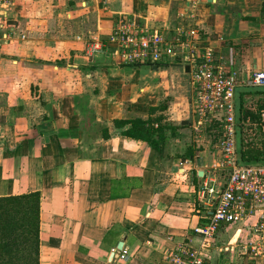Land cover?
Instances as JSON below:
<instances>
[{
	"label": "crops",
	"instance_id": "crops-1",
	"mask_svg": "<svg viewBox=\"0 0 264 264\" xmlns=\"http://www.w3.org/2000/svg\"><path fill=\"white\" fill-rule=\"evenodd\" d=\"M263 3L13 0L20 34L0 53V196L40 193L38 264H170L169 252L204 220L199 190L218 152L180 124L191 120V83L174 59L124 64L107 43L114 22L133 15L197 27L199 45L247 79L264 72ZM256 88L239 86L236 97ZM162 114L177 128L158 148L113 122ZM189 144L192 160L182 156Z\"/></svg>",
	"mask_w": 264,
	"mask_h": 264
},
{
	"label": "built area",
	"instance_id": "built-area-1",
	"mask_svg": "<svg viewBox=\"0 0 264 264\" xmlns=\"http://www.w3.org/2000/svg\"><path fill=\"white\" fill-rule=\"evenodd\" d=\"M12 4L13 0H0V53L20 34L10 18ZM200 40V31L192 25L151 26L133 15L119 17L107 37L113 54L124 64L157 65L174 59L188 65L193 89L191 129L195 134L218 129V154L209 164L212 175L206 176L208 181L199 190L203 223L192 228L191 237L175 245L167 256L168 263L211 264L213 249L221 251L216 234L224 226L239 224L247 239L237 255L245 256L249 263L264 264V163L239 164L236 146V90L243 85L264 87V72L255 71L240 79L215 56L212 47H201ZM261 116L264 121V111ZM223 251H234V247L224 245Z\"/></svg>",
	"mask_w": 264,
	"mask_h": 264
},
{
	"label": "trees",
	"instance_id": "trees-1",
	"mask_svg": "<svg viewBox=\"0 0 264 264\" xmlns=\"http://www.w3.org/2000/svg\"><path fill=\"white\" fill-rule=\"evenodd\" d=\"M262 14L264 17V3ZM255 95L260 96L262 103L257 105L255 111H252L246 107V102L247 98ZM157 108L164 110L166 105H160ZM154 110L155 108H150V113ZM262 111H264V88L239 92L236 97L237 133L241 128L242 120L260 122ZM163 119V115H156L148 116L146 119L139 117L115 119L113 122L116 127L127 126L122 130V134L143 140L150 146L158 148L160 142L166 138L165 130L169 128L174 133L177 128V125L163 122ZM256 125L260 126L264 133V124L256 123ZM216 136L218 137V132L215 133ZM193 153L194 147L189 144L182 156L192 160ZM237 155L238 163L242 165L264 163V149L249 147L244 149L243 146H237ZM39 214L40 193L38 191L0 196V264H38Z\"/></svg>",
	"mask_w": 264,
	"mask_h": 264
},
{
	"label": "rangeland",
	"instance_id": "rangeland-1",
	"mask_svg": "<svg viewBox=\"0 0 264 264\" xmlns=\"http://www.w3.org/2000/svg\"><path fill=\"white\" fill-rule=\"evenodd\" d=\"M175 71V70H173ZM178 75L182 78L183 82L185 83L188 88L190 87L189 84V75L187 73H184L181 68L177 70ZM193 96L192 91H190L189 97ZM262 103L260 101V96H253L251 100H248L246 102V107L252 111H255L258 104ZM161 105H168L166 100H163V102L160 103ZM186 112L185 110L181 111ZM173 114V113H172ZM164 119L169 117L170 115H164L162 114ZM185 117V116H184ZM260 122H257V120L250 121L249 119L242 120L241 128L238 129L239 132L237 133L236 138V146L244 147V149L249 148H257L260 150L264 149V133L260 126L256 125V123H263L262 116L260 115ZM191 121V120H190ZM190 134H192V137L194 139H198L201 144H205L207 148L211 151H218V137H215V132H212L208 129L202 130L199 134L193 133L192 129L190 130ZM199 143V142H194ZM200 144V145H201ZM242 145V146H241ZM203 148V145L201 146ZM222 175H219V178ZM246 231L245 228L238 224H232L228 227H223L222 230H220L215 237V242L217 247H221V251H217L213 249V257L214 260L217 262H223V261H230L235 264H252L249 263V260L242 257L240 258L237 255V251H240L242 249L243 242L247 239L246 238ZM233 246L234 251H223V246ZM213 263V262H212Z\"/></svg>",
	"mask_w": 264,
	"mask_h": 264
},
{
	"label": "water",
	"instance_id": "water-1",
	"mask_svg": "<svg viewBox=\"0 0 264 264\" xmlns=\"http://www.w3.org/2000/svg\"><path fill=\"white\" fill-rule=\"evenodd\" d=\"M178 66H180L181 69H182L185 73H187V75H189V74H188V72H189V67H188V65H184V66H182L181 64H179ZM188 80L190 81L189 78H188ZM189 84H190V83H189ZM180 124H181V125H186V124L189 125V124H190V119L183 120V121H181ZM198 175H202V171H199V172H198ZM121 249H122V242H119V243L117 244V246H116V249H115L114 251H112V253H111V255H110V259H112L113 257H114V258L118 257V256L120 255Z\"/></svg>",
	"mask_w": 264,
	"mask_h": 264
}]
</instances>
